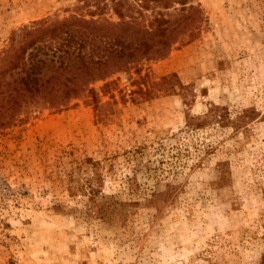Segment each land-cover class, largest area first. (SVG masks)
I'll return each mask as SVG.
<instances>
[{
    "label": "rangeland",
    "instance_id": "obj_1",
    "mask_svg": "<svg viewBox=\"0 0 264 264\" xmlns=\"http://www.w3.org/2000/svg\"><path fill=\"white\" fill-rule=\"evenodd\" d=\"M173 1L144 14L193 8L165 57L0 130V264H262L264 0ZM90 5L0 0V54Z\"/></svg>",
    "mask_w": 264,
    "mask_h": 264
},
{
    "label": "trees",
    "instance_id": "obj_2",
    "mask_svg": "<svg viewBox=\"0 0 264 264\" xmlns=\"http://www.w3.org/2000/svg\"><path fill=\"white\" fill-rule=\"evenodd\" d=\"M92 2L95 10L88 19L81 6L63 19L44 18L11 33L0 54V130L23 122L21 117L40 105L59 111L85 95L96 103L92 84L132 69L138 74L143 61L165 57L188 29L193 10L166 14L173 0H109L118 19L113 22L94 19L106 4ZM160 8L164 11L144 15ZM113 84L105 82L102 91ZM91 207L99 209V204L92 200ZM96 213L104 214V208Z\"/></svg>",
    "mask_w": 264,
    "mask_h": 264
}]
</instances>
